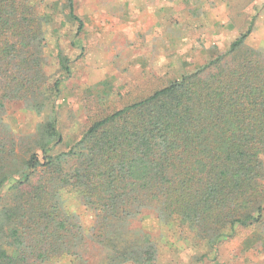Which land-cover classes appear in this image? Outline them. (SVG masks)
Returning a JSON list of instances; mask_svg holds the SVG:
<instances>
[{
    "label": "trees",
    "instance_id": "obj_1",
    "mask_svg": "<svg viewBox=\"0 0 264 264\" xmlns=\"http://www.w3.org/2000/svg\"><path fill=\"white\" fill-rule=\"evenodd\" d=\"M66 21L85 24L64 4ZM37 0H0V264H166L181 243L215 262L240 238L264 245V52L228 49L126 105L60 128L72 59L47 72L48 26ZM38 118L19 133L8 105ZM93 215L87 226L65 192ZM261 251V250H260Z\"/></svg>",
    "mask_w": 264,
    "mask_h": 264
},
{
    "label": "rangeland",
    "instance_id": "obj_2",
    "mask_svg": "<svg viewBox=\"0 0 264 264\" xmlns=\"http://www.w3.org/2000/svg\"><path fill=\"white\" fill-rule=\"evenodd\" d=\"M54 15L48 26L47 72L58 68L59 50L72 59L73 76L60 98V128L66 136L86 123L127 103L146 97L228 49L254 22L247 44L264 52V0H74L85 24L82 32L68 23L67 0H37ZM8 105V118L19 133L34 132L38 118ZM70 212L89 226L93 215L65 192ZM166 264L196 263L193 248L181 243ZM244 248L240 238L219 247L217 261L207 264H264V245ZM261 250V251H260Z\"/></svg>",
    "mask_w": 264,
    "mask_h": 264
}]
</instances>
